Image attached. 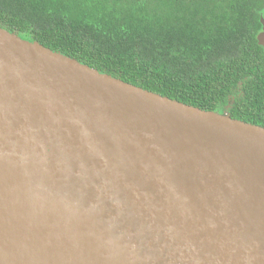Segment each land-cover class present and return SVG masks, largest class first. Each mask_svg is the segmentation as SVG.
Instances as JSON below:
<instances>
[{"label": "water", "instance_id": "95a60500", "mask_svg": "<svg viewBox=\"0 0 264 264\" xmlns=\"http://www.w3.org/2000/svg\"><path fill=\"white\" fill-rule=\"evenodd\" d=\"M0 264H264V128L0 28Z\"/></svg>", "mask_w": 264, "mask_h": 264}, {"label": "trees", "instance_id": "16d2710c", "mask_svg": "<svg viewBox=\"0 0 264 264\" xmlns=\"http://www.w3.org/2000/svg\"><path fill=\"white\" fill-rule=\"evenodd\" d=\"M264 0H0V28L136 88L264 128Z\"/></svg>", "mask_w": 264, "mask_h": 264}, {"label": "rangeland", "instance_id": "374dc122", "mask_svg": "<svg viewBox=\"0 0 264 264\" xmlns=\"http://www.w3.org/2000/svg\"><path fill=\"white\" fill-rule=\"evenodd\" d=\"M264 49V48H263ZM218 114H220V115H225L226 116V113H221V112H219Z\"/></svg>", "mask_w": 264, "mask_h": 264}, {"label": "flooded vegetation", "instance_id": "af4514ba", "mask_svg": "<svg viewBox=\"0 0 264 264\" xmlns=\"http://www.w3.org/2000/svg\"><path fill=\"white\" fill-rule=\"evenodd\" d=\"M263 30V29H262Z\"/></svg>", "mask_w": 264, "mask_h": 264}]
</instances>
